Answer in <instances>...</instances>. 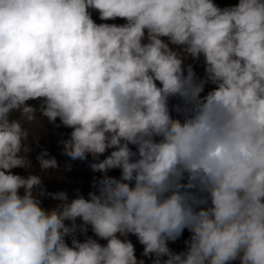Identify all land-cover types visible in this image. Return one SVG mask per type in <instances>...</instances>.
<instances>
[{"label": "clouds", "instance_id": "obj_1", "mask_svg": "<svg viewBox=\"0 0 264 264\" xmlns=\"http://www.w3.org/2000/svg\"><path fill=\"white\" fill-rule=\"evenodd\" d=\"M0 264H264V0H0Z\"/></svg>", "mask_w": 264, "mask_h": 264}, {"label": "rangeland", "instance_id": "obj_2", "mask_svg": "<svg viewBox=\"0 0 264 264\" xmlns=\"http://www.w3.org/2000/svg\"><path fill=\"white\" fill-rule=\"evenodd\" d=\"M214 2L217 3L219 6H224L229 4H235L238 2V0H214ZM92 17L97 22H100L97 19V15L95 12L92 13ZM109 22L122 23L123 21L120 18H117L115 21ZM193 68L198 77L203 75L202 63H193ZM208 87H211V85H206L205 90H207ZM177 102L178 101L176 100V98H170L169 100L170 105L176 104ZM31 129L34 134H37L36 142L32 141L31 135L28 138V142L30 144V147L32 148V151H30L27 155L33 167H35L36 165V154L41 150V148H46L51 155L56 157L57 160L59 170L52 173L50 172L49 178L44 179L46 189L48 191L66 190L69 196H71L73 194V190L79 188L81 193L86 194L92 186L91 181L93 176H98L99 173L94 174L91 172V170L86 166L87 160L71 161L70 170L64 171L65 163L69 161V158L62 154V146L58 144L57 141L62 138V134L66 136L69 129H66L62 126L59 128H55L47 123H44L42 126L40 123H35L31 125ZM88 159H90V157ZM13 171L23 173L24 170L14 169ZM109 174L118 176L119 170L112 169L109 171ZM43 203L45 206H47L49 203H54V201H51L50 198H46L44 199ZM89 234L91 235L90 232ZM187 236L188 232L187 230H184L181 236L175 242H169V247L176 251L181 250L184 247L183 240ZM129 238L133 241L136 247V255L139 256L142 246L136 243L134 236L130 235Z\"/></svg>", "mask_w": 264, "mask_h": 264}]
</instances>
